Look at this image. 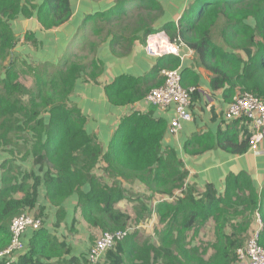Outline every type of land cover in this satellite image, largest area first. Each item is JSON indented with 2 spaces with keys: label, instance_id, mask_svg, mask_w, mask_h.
Returning <instances> with one entry per match:
<instances>
[{
  "label": "trees",
  "instance_id": "obj_1",
  "mask_svg": "<svg viewBox=\"0 0 264 264\" xmlns=\"http://www.w3.org/2000/svg\"><path fill=\"white\" fill-rule=\"evenodd\" d=\"M33 1L0 0V150L6 148L11 155V159L0 165L3 171L0 252L10 245L11 221L35 207L40 185V177L33 171H20L15 164V152L24 150L23 160L31 154L34 165L40 170L47 168L43 180L51 204L61 205L71 193L78 191V206L84 219L103 231L122 230L129 218L114 210V204L126 198L123 191L117 186L102 185L92 174L100 157L110 177L138 180L149 190L168 196L183 187L187 176L175 152L162 150L164 121L132 113L120 121L104 153L97 141L84 131L85 118L71 106L69 99L78 80L96 84L102 73V62L96 58V51L108 38L112 55L121 58L130 53L136 41H145L147 36L158 32L154 25L163 15L160 3L114 0V6L107 11L84 18L56 65L47 62L32 65L12 53L18 40L10 22L18 15L31 18L35 10L37 21L48 31L65 24L71 17V0H43L37 7ZM162 31L170 41L180 39L195 52L199 65L212 73L213 89H224L225 98L231 100L239 91L252 93L264 101V0H195L176 23H165ZM215 38L221 45L215 43ZM24 42L38 45L31 33L25 34ZM72 50L76 51L69 56ZM178 66V58L162 57L144 79L119 76L104 87V93L113 106L133 104L145 98L152 88L162 85L163 79H158L161 70ZM182 72V87L188 88L185 82L196 87L195 74L191 70ZM21 77L31 78L32 86L22 84ZM196 96L194 92L192 100ZM245 137L248 145L249 136ZM246 143L237 142V133L231 127L220 134L218 146L231 154H243ZM29 180L32 184L27 187ZM86 184L90 190L84 194L80 188ZM19 191L25 192L24 197L12 198ZM238 206L260 213L263 229L258 234V243L264 248L262 199L249 178L239 174L227 177L222 197L208 189L202 199H196L189 188L173 204H158L155 212L165 225L159 233V247L146 243L139 246L128 235L114 250L107 252L108 264H150L151 255L154 264L158 261L159 264H232L237 259V250L246 244L240 237L246 232V225L229 236L224 233L232 218L240 215L236 212ZM142 212L150 214L140 203L137 220ZM63 218L60 208L55 226ZM209 219L216 224L215 241L191 247L187 234L193 230V236H197ZM58 246V241L40 228L34 233L28 253L16 263L2 260L0 264H42L39 259H51ZM207 249L212 253L205 260Z\"/></svg>",
  "mask_w": 264,
  "mask_h": 264
},
{
  "label": "crops",
  "instance_id": "obj_2",
  "mask_svg": "<svg viewBox=\"0 0 264 264\" xmlns=\"http://www.w3.org/2000/svg\"><path fill=\"white\" fill-rule=\"evenodd\" d=\"M157 1L162 6L163 15L154 25V28L161 32L165 23H176L181 14L195 0ZM42 2L43 0H34L32 4L37 7ZM112 6H114V0H71L70 19L58 28L48 31L44 30L37 21L35 10L31 18L18 15L14 21L10 22V27L18 40L12 53L32 65L45 62L56 65L66 52L70 40L80 28L84 18L97 12L107 11ZM26 33H31L35 37L38 42L36 47L32 46L31 43L24 42ZM109 41L110 38L102 43L96 51V58L102 62V73L97 78L96 84L86 82L84 79L78 80L69 98L71 106L76 107L85 118L84 131L97 141L105 153L120 121L125 117L132 113H139L149 115L156 121L162 120L166 123V132L161 141L162 150L172 149L178 159L182 161L183 169L187 173L183 187L173 190V195L168 196L149 190L146 185L138 180L110 177L109 173L104 171L107 167L106 163L101 157L99 158L92 174L102 185L109 188L117 186L123 191L126 198L114 204V210L128 216L129 221L125 228H131L129 236H133L134 242L139 246L146 243L152 247H159V233L164 230L165 225L160 222V218L155 212L156 206L163 202L173 204L189 188L196 199H202L208 189L214 191L217 197H222L226 189V179L230 175L244 174L249 178L252 188L262 199L261 209L264 215V141L258 143L254 148H249L245 142V136H250L252 126L240 118L232 120L226 118L229 104L241 92L237 91L230 100L223 96L224 89H213L211 84L212 73L199 65L195 52L184 43L179 45L178 55L165 54L155 57L146 53V40L140 39L134 43L127 56L116 58L109 49ZM215 43L221 45L218 38H215ZM166 56L178 58L179 66L177 69L180 74L184 70H191L195 74L197 84L194 87L185 82L188 88H195L194 92L197 96L192 100L189 108L191 120L182 121L180 129L174 135L167 132L170 122L175 118L173 107L161 109L151 105L144 98L133 104L116 107L108 102L104 93V87L111 84L119 76L144 79L153 71L160 58ZM161 71L158 76L160 80L163 79ZM231 127L234 128V133H237V142L247 145L243 154H231L218 146L220 134ZM188 142L190 144L187 146ZM186 146L190 152L186 150ZM203 146L208 147L204 148ZM210 146L212 148H209ZM23 152L24 150L21 153H14L15 164L22 173L33 171L40 177L35 207L31 211L26 210L24 213L35 218L37 216L41 218V228L54 237L59 245L53 251L54 255L51 259H39L40 262L42 264H77L78 262L79 264H88L87 254L103 230L84 219L78 206V191L71 193L61 205L51 204L46 197V187L43 180L47 168L43 167L40 170L38 165H34V158L31 154L26 157V160H23ZM8 159H11L8 149L0 150V165ZM2 172L0 169V188ZM27 184L29 187L32 181L29 180ZM89 190V184L80 188L84 194L88 193ZM24 193L19 191L13 194L12 198L21 200ZM140 203L150 211V214L147 215L142 212L139 220H137L136 210L140 207ZM60 208L64 218L59 225L55 226L57 212ZM236 212H239L240 215L231 217V222L224 228L226 235L236 233L246 225V232L241 233L240 237L247 241L256 232L262 231L263 223L258 210L249 212L238 206ZM215 227V221L209 219L199 230L197 236L194 237L193 230L190 231L187 234V241L191 244L190 246L197 247L201 243L204 245L213 243L215 241ZM34 233L35 230L28 228L22 236L23 249L6 258L1 257L0 262L6 260L8 263H16L20 256L28 253ZM108 251L101 256L102 264H108L106 256ZM211 253L212 250L207 249L204 259L207 260ZM150 258V264H154L153 255ZM159 263L160 261L155 264ZM232 264H247V262L236 259Z\"/></svg>",
  "mask_w": 264,
  "mask_h": 264
},
{
  "label": "built area",
  "instance_id": "obj_3",
  "mask_svg": "<svg viewBox=\"0 0 264 264\" xmlns=\"http://www.w3.org/2000/svg\"><path fill=\"white\" fill-rule=\"evenodd\" d=\"M180 39L170 41L163 32H157L147 36L145 42L146 53L150 56L159 57L165 54L178 55ZM163 83L159 87L152 88L145 96V100L153 106L161 109L173 107L175 118L168 127L169 134H176L181 127L182 121H190L189 108L192 103V94L195 88H183L181 75L178 69L162 70ZM226 118H244L251 126L252 132L248 137L249 148H254L258 143L264 141V101L258 96L241 92L237 94L226 111ZM42 227V219L22 214L11 221L10 245L0 252V257L11 256L23 249L22 236L28 228L38 230ZM131 228L116 231H103L91 246L87 254L88 264H102L101 256L108 250L122 242L130 233ZM258 232L246 241L243 248L236 252L237 259L246 261L247 264H264V248L258 243Z\"/></svg>",
  "mask_w": 264,
  "mask_h": 264
},
{
  "label": "rangeland",
  "instance_id": "obj_4",
  "mask_svg": "<svg viewBox=\"0 0 264 264\" xmlns=\"http://www.w3.org/2000/svg\"><path fill=\"white\" fill-rule=\"evenodd\" d=\"M17 50H18V48H17ZM75 51H76V50H72V51L69 53V56L73 55V53H74ZM21 83L24 84V85H26L27 87H31V86H32V80H31V78H29V77H21ZM20 164H21V162H20ZM28 168H29V166H28Z\"/></svg>",
  "mask_w": 264,
  "mask_h": 264
}]
</instances>
